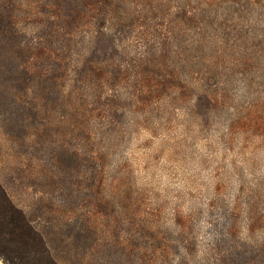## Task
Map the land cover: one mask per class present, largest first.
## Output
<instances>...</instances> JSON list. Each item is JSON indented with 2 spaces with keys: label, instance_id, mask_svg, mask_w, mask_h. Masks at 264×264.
I'll use <instances>...</instances> for the list:
<instances>
[{
  "label": "rangeland",
  "instance_id": "374dc122",
  "mask_svg": "<svg viewBox=\"0 0 264 264\" xmlns=\"http://www.w3.org/2000/svg\"><path fill=\"white\" fill-rule=\"evenodd\" d=\"M119 11L121 81L72 112L52 94L36 118L21 90L18 105L0 93V181L62 264H182L264 242V0Z\"/></svg>",
  "mask_w": 264,
  "mask_h": 264
},
{
  "label": "trees",
  "instance_id": "16d2710c",
  "mask_svg": "<svg viewBox=\"0 0 264 264\" xmlns=\"http://www.w3.org/2000/svg\"><path fill=\"white\" fill-rule=\"evenodd\" d=\"M124 2L0 0V75L5 78L0 93L18 105L14 92L21 90L35 106L31 116L36 118L53 104L49 102L52 94L66 99L72 112L77 99L92 87L103 90L121 81L129 71L127 63L117 61L130 18L127 11H119V4ZM83 31L87 36L77 40ZM72 47L81 49V59L71 68L66 56L73 53ZM30 118L25 115L23 121L27 123ZM219 242L213 241L210 247H217ZM234 247L246 252L192 254L182 264H254L264 242L254 243L250 238ZM0 258L4 264H62L48 238L12 200L1 181Z\"/></svg>",
  "mask_w": 264,
  "mask_h": 264
}]
</instances>
